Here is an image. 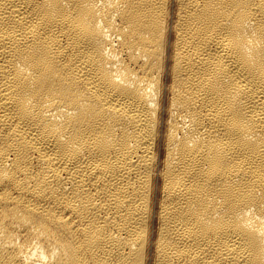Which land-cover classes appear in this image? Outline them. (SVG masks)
<instances>
[{"label": "bare ground", "instance_id": "obj_1", "mask_svg": "<svg viewBox=\"0 0 264 264\" xmlns=\"http://www.w3.org/2000/svg\"><path fill=\"white\" fill-rule=\"evenodd\" d=\"M0 264H264V0H0Z\"/></svg>", "mask_w": 264, "mask_h": 264}]
</instances>
